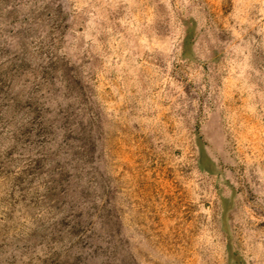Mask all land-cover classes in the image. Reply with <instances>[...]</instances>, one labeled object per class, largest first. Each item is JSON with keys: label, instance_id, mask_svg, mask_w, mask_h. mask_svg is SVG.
<instances>
[{"label": "rangeland", "instance_id": "1", "mask_svg": "<svg viewBox=\"0 0 264 264\" xmlns=\"http://www.w3.org/2000/svg\"><path fill=\"white\" fill-rule=\"evenodd\" d=\"M0 264H264V0H0Z\"/></svg>", "mask_w": 264, "mask_h": 264}]
</instances>
